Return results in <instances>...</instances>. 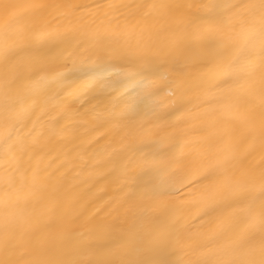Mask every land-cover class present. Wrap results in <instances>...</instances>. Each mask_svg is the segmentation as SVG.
<instances>
[{
  "label": "snow or ice",
  "instance_id": "obj_1",
  "mask_svg": "<svg viewBox=\"0 0 264 264\" xmlns=\"http://www.w3.org/2000/svg\"><path fill=\"white\" fill-rule=\"evenodd\" d=\"M0 264H264V0H0Z\"/></svg>",
  "mask_w": 264,
  "mask_h": 264
},
{
  "label": "bare ground",
  "instance_id": "obj_2",
  "mask_svg": "<svg viewBox=\"0 0 264 264\" xmlns=\"http://www.w3.org/2000/svg\"><path fill=\"white\" fill-rule=\"evenodd\" d=\"M77 3L83 4H96V3H112V2H119V0H76ZM89 10H85L84 19L81 21L83 25L87 26H95L93 23L94 17L88 14ZM95 23H99V20L96 19ZM107 141H101V144L97 146L98 148L102 149L104 145H106Z\"/></svg>",
  "mask_w": 264,
  "mask_h": 264
}]
</instances>
